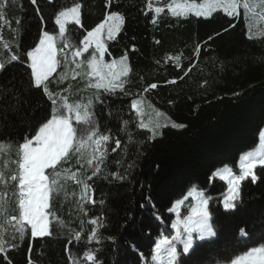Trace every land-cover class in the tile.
<instances>
[{"label":"trees","instance_id":"trees-1","mask_svg":"<svg viewBox=\"0 0 264 264\" xmlns=\"http://www.w3.org/2000/svg\"><path fill=\"white\" fill-rule=\"evenodd\" d=\"M72 2L53 0L49 4L48 0H37L40 14L31 0L9 2L5 14L12 30L0 22L3 39L15 41L13 52L16 44L20 51L31 49L42 31L58 32L54 13ZM78 2L82 3V27L69 25L76 38L92 30L112 11L125 17L119 34L107 42L110 55L106 54L105 59L110 61L128 54L132 68L126 84L128 94L104 95L102 103H95L94 113L100 130L110 133L109 153L102 168L105 174L118 171L126 178L115 180L109 175L107 179L94 177L89 181L96 189L93 199L97 203L84 205L87 216L79 210L82 186L72 180L62 181L64 188L53 194L51 210L64 221L65 227L53 220L49 237L32 240L29 234L22 243L17 237L13 243L18 249L9 253L13 264H28L29 247L35 264H70L69 253L82 254L89 247L100 248L97 255L103 264H149L155 243L162 235L173 233L174 215L170 208L193 185L212 197L209 211L218 235L196 241L192 254L180 256L182 264H227L230 258L264 241V168L256 169L255 183L250 177L242 182L235 211H225L222 205L226 181L212 178L214 171L224 166L239 174L241 154L258 144L259 132L264 130V21L256 18L251 29L253 38L249 39L243 10L239 18H230L222 12L210 19L194 15L184 18L167 11L166 4L171 0H151L153 7H165L159 16L147 9L148 0H113L111 6H107V0ZM198 44L201 50L196 56ZM7 55L0 45V56ZM176 55H181L180 68L175 60L167 59ZM190 67L191 71L184 75ZM26 73L30 69L13 62L8 71L0 74V86L11 89L0 98V136L7 133L17 141L28 131L27 125L37 110L40 115L51 110L47 98L38 94L29 96L24 91L22 85L28 82ZM169 80L176 83H167ZM85 83L79 78L62 86L71 84L76 90ZM152 83L157 88L145 93L144 88ZM141 94L175 123L186 127L167 126L149 139L151 133L137 127L138 118L130 107L132 99ZM125 119L129 120V126L122 130ZM128 131L133 135L132 143ZM115 139L121 140L122 147L112 152ZM15 151L13 146L0 158V168L6 161V170L15 167L11 164ZM71 166L73 171L79 168L75 157ZM13 188L14 185L8 189L0 185V191H7V199L11 198ZM101 199L103 205L98 203ZM93 217L102 218L105 224L100 229L99 245L84 243L93 227L88 220ZM82 222L81 242L73 240L68 244L69 229L81 230ZM241 225H246L250 237L239 236ZM0 264H4L2 257Z\"/></svg>","mask_w":264,"mask_h":264},{"label":"snow or ice","instance_id":"snow-or-ice-1","mask_svg":"<svg viewBox=\"0 0 264 264\" xmlns=\"http://www.w3.org/2000/svg\"><path fill=\"white\" fill-rule=\"evenodd\" d=\"M9 2L14 0H0V22L7 24L12 30L5 14ZM112 2L113 0H107V6H111ZM31 3L36 5V12L40 14L41 9L37 0H31ZM48 3L52 4L53 0H48ZM146 7L149 11H154L156 16L165 12V7H153L151 0H148ZM166 8L174 17L187 18L189 15H194L205 19L212 18L217 12H222L230 18H239L243 10L244 19L249 28V39L253 38L251 29L255 25L256 18L264 21V0H199V2L171 0L166 4ZM81 9L82 3L78 0H73L70 6H61L54 13L58 32L42 31L38 43L29 50L20 51L19 45L16 44V51L13 52L12 47L15 41L4 40L0 30V45L3 51L8 53L6 57L0 56V74L8 71L13 62L25 65L27 69H30V73H26L28 82L22 85L24 91L29 96L38 94L51 102L50 112L40 115V111L37 110L31 117L32 122L27 125L28 131L19 141L7 133L4 134L8 137L7 139L0 136V158L6 152H10L13 146L16 149L15 157L11 159V164L15 167L6 170V161L5 166L0 168V185L4 189L14 185L10 199H6L7 191H0V257L3 258L4 264H13L9 253L18 249V245L13 243L17 237L21 243L29 234L32 240L49 237L52 235L53 220H56L61 227H65L64 221L51 210L53 194H59L64 188L62 181L72 180L82 186L79 196V201L82 203L79 204V210L87 216L88 209L84 205L97 203L93 199L96 189L89 181H92L94 177L107 179L109 175L115 180L126 178L118 171L105 174L102 168L109 153L107 144L110 141V133L100 130L93 103L94 101L102 103L101 98L104 95H114L117 92L128 94L126 84L129 83L128 77L132 71L128 54L125 53L110 61L105 59L106 54L110 55L107 42L114 40L119 34L125 17L119 11H112L92 30L86 31L81 38H76L69 25L82 27ZM40 19L43 22L44 17L41 15ZM16 23L19 25V20ZM152 23H156L155 17ZM156 42L159 43V41ZM200 50L198 44L195 49L196 56H199ZM132 51H135L134 46ZM167 59L175 60L176 67H181V55L168 56ZM70 65L73 66L72 80H76L77 77L86 80L83 88L73 90V86L68 84L63 89L53 91L50 88L52 83L60 85L68 79ZM61 67L63 70L57 73V69ZM189 71L191 67L184 75H187ZM54 74L57 75L54 76ZM167 83L174 84L176 80H169ZM155 88L157 84L152 83L144 88V92ZM87 90H94V92L87 97H81L78 101L70 99ZM9 91L11 89L0 86V98ZM143 103L144 96L141 94L138 98L132 99L130 107L138 118L137 127L151 133L149 139H154L159 134V129L168 124L178 129L186 127L184 124L168 120L167 117H165L166 123H161L159 118L164 117V113L155 108H153L155 119L149 118L145 122ZM128 126L129 120H123L122 130H127ZM127 134L129 143L134 142L132 133L128 131ZM114 143L112 152L122 147L120 139H115ZM73 157H75V164L79 165L75 171L71 166ZM238 167L239 174H234L230 166L218 168L212 174V178H219L227 183V191L222 197L225 211L237 209V201L241 198L242 182L250 177L255 183L258 179L256 169L264 168V130L259 132L258 144L241 154ZM81 169L85 171L82 173ZM189 198L192 202L186 205ZM210 200H212L211 196L193 185L186 195L174 202L170 208V211L176 215V219L171 223L174 234L162 235L155 243L151 253L153 264H182L180 256L192 254L197 247L196 241L209 240L218 235L209 211ZM98 203L103 205L105 202L101 199ZM182 206L188 208L187 214L183 216L180 211ZM82 224L83 222L79 231L69 229L68 244H72L73 240L77 243L81 242L84 235ZM88 224L93 227L84 243L101 244L100 229L105 227L103 219L89 218ZM238 234L240 237H250L246 225L239 227ZM109 239L114 240L113 237ZM178 244L182 245V249L178 250ZM99 251L98 247H89L83 250L82 254L69 253L70 264H103L97 255ZM28 252V264H35L31 258V247ZM141 257L144 258L143 253ZM227 264H264V241L230 258Z\"/></svg>","mask_w":264,"mask_h":264},{"label":"rangeland","instance_id":"rangeland-1","mask_svg":"<svg viewBox=\"0 0 264 264\" xmlns=\"http://www.w3.org/2000/svg\"><path fill=\"white\" fill-rule=\"evenodd\" d=\"M257 11H260V9H257ZM85 55H87V54H85ZM73 66H71L70 65V67H69V75H68V79L64 82V83H66V82H68V81H71L72 79H71V68H72ZM60 70H59V72L60 71H62L63 70V68L61 67V68H59ZM58 70V69H57ZM80 77H77V79H79ZM73 81V80H72ZM85 81V80H84ZM63 83V84H64ZM50 88L53 90V91H56V90H59V89H63L64 87L62 86V84H60V85H57L55 82L53 83V84H51L50 85ZM83 88V87H82ZM82 88H80V89H82ZM92 93V91L91 90H87V91H82V92H80L78 95H75V96H72V97H70V99L71 100H76V101H78V100H80L81 99V97H87V96H89L90 94ZM66 95H67V93H65ZM96 102H98V101H94L93 103H94V105H95V103ZM149 105H151V107H149ZM153 108H155L156 110H158V111H160V112H162V113H164V117H160L159 119H160V121H161V123H166V121H165V117H167L168 118V120H170V121H173V120H171V118L168 116V114L165 112V111H163V110H161V109H159L157 106H155L154 104H153V102H151L150 100H148V99H144V103H143V111L145 112V116H144V119H145V122H147V120L149 119V118H152V119H155V115H154V112H153ZM174 122V121H173ZM168 126H171V124H168ZM167 127V126H166ZM162 128H164V127H162ZM162 128H160L159 129V131L162 129ZM87 168V165H86V163H85V169ZM84 169V170H85ZM196 186V185H195ZM199 189V188H198ZM6 199H7V197H6ZM192 201H191V198H189V201H187L186 202V205L187 204H190ZM223 205V204H222ZM181 216H183V215H185V214H187V212H188V208L186 207V206H182V208H181ZM173 215H174V219H173V221L176 219V215H175V213H173V212H171ZM172 235L174 234V230L172 229ZM161 238V237H160ZM177 247H178V250L179 249H182V245H177ZM149 264H153V262L151 261Z\"/></svg>","mask_w":264,"mask_h":264}]
</instances>
